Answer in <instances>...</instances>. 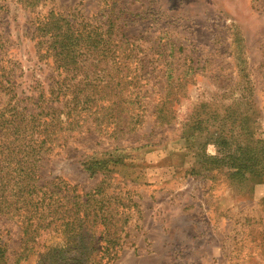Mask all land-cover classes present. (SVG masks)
Masks as SVG:
<instances>
[{"label":"rangeland","instance_id":"obj_1","mask_svg":"<svg viewBox=\"0 0 264 264\" xmlns=\"http://www.w3.org/2000/svg\"><path fill=\"white\" fill-rule=\"evenodd\" d=\"M113 8V38L133 44L138 58L141 116L108 136L83 112V125L47 148L44 120L65 117L66 99L111 76L108 59L97 63L74 42L68 68L54 63L34 28L54 17L102 31L111 13L105 0H0V208L31 171L38 186H75L119 212L108 221L120 227L110 264H264V197L253 195L264 183V0H117ZM221 139L229 149L247 145L260 178L237 182L212 163ZM20 228L0 215L5 264H37V255L19 258ZM41 235L45 245L60 242Z\"/></svg>","mask_w":264,"mask_h":264},{"label":"trees","instance_id":"obj_2","mask_svg":"<svg viewBox=\"0 0 264 264\" xmlns=\"http://www.w3.org/2000/svg\"><path fill=\"white\" fill-rule=\"evenodd\" d=\"M116 1L105 0L111 16L107 17L103 29L98 27L102 31H97L95 26L85 30L77 23L70 25V28L62 27L54 17L44 18L37 22L34 28V32L37 31L41 37L46 36L43 41L47 43V47L43 55H46L48 50L53 51L52 55L56 56L54 63L57 60L59 65L68 68V58L73 59L75 53V46L69 45L74 42L76 47L85 48L90 51L89 54L98 57L97 63L105 64V59H108L106 63L110 68H106V73L111 76L101 84L90 85L91 91L84 92L81 97L74 94L70 100L66 99L63 103L65 117L58 116L55 121L50 117L44 120V137L40 143H48L47 148L59 143L62 132L74 131L83 125V112L92 115L91 121L95 131L108 136L123 132L121 127L130 129L141 116L135 111V107H139L140 103L136 87L141 77L136 67L138 58L133 59L131 53L133 44H128L127 40L113 38V16H116L113 6ZM122 1L125 0H119ZM123 71L124 74L121 75ZM3 83L5 82L0 84L6 87ZM125 89L128 94L122 97L121 93H125L122 92ZM73 90L75 92V86ZM107 101L110 104L105 105ZM121 103L128 106V109L124 110V116L116 113ZM50 111L52 112L51 108ZM229 129L232 130L231 125ZM221 140L223 147L219 151L222 157L212 158V163L221 165L237 182L245 173H255L252 174L253 177L260 178L259 171L252 170L254 164H248L245 159L247 145L238 143L237 147L229 149L227 139ZM33 176L31 171H27L29 180L17 181L19 186H16V191L12 197H4V202L8 203L0 208V215L16 219L21 225L22 250L19 258L26 259L37 255V264H110L115 247L120 245V235L116 236L120 227H113L111 223L108 226L111 214L119 213L112 208L113 205L105 203L103 198H95L94 193H76L75 186L61 182L38 186L36 181L32 180ZM46 233L57 234L60 242L53 246L41 243V234ZM107 234H112L111 239L105 237ZM0 264H5L4 249L1 246Z\"/></svg>","mask_w":264,"mask_h":264},{"label":"crops","instance_id":"obj_3","mask_svg":"<svg viewBox=\"0 0 264 264\" xmlns=\"http://www.w3.org/2000/svg\"><path fill=\"white\" fill-rule=\"evenodd\" d=\"M253 195L256 197H264V183L255 185Z\"/></svg>","mask_w":264,"mask_h":264}]
</instances>
